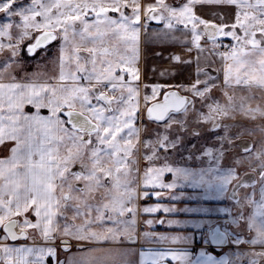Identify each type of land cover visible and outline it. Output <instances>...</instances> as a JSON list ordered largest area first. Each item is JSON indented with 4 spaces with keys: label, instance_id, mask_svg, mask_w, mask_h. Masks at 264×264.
Returning a JSON list of instances; mask_svg holds the SVG:
<instances>
[{
    "label": "snow or ice",
    "instance_id": "snow-or-ice-1",
    "mask_svg": "<svg viewBox=\"0 0 264 264\" xmlns=\"http://www.w3.org/2000/svg\"><path fill=\"white\" fill-rule=\"evenodd\" d=\"M128 2L129 0H31L25 4L23 0H0V13L6 14L8 18H20L22 24H16L15 27H22L21 36L28 35L30 28L52 29L37 38L36 43L29 47V53L40 47L42 42L57 39V35L53 34L57 29L62 41L58 57L59 73L55 77V83L0 82V144L13 141L15 145L10 150L9 158L0 159V213H2L0 225L13 240L17 238L12 231L16 221L12 220L11 216L29 208L35 210L37 223L32 224L31 221L25 220L23 225L42 229L45 239L54 231L57 218L64 216L67 220L65 212L71 209L72 218L80 219L81 224L77 226L65 223L64 234H72L77 239H115L116 234L121 232L120 228L115 230L108 228L104 234L90 231L93 224L111 221L117 225H126L122 235L129 241L133 240L132 230L137 209L129 207L133 202L131 185L134 183V179L131 178L133 169L130 165L134 162L133 155L141 141L140 130L133 123L138 114L139 91L130 81L133 77L139 78L138 69H134L133 64L138 51L140 27L133 23V18L135 21L140 20L142 6L138 0H130L135 6L132 8V16L129 17L123 12ZM198 4L236 6L235 23L231 27L235 29L239 26L243 35L225 31L224 25L215 26L216 32L232 36L237 42L230 52L220 54L226 61L231 60L224 68V84L228 86L234 81L237 86L243 85L249 89L255 86L264 90V0H187L178 8L169 6L164 0H156V6H143L144 15L151 14L152 19L166 21L165 28L169 30L175 27L173 21L183 24L185 28H187L185 22H191L192 43L199 47L197 41L201 33L198 25L207 28L210 22L200 19L193 13V7ZM110 9L120 11L118 20L107 15ZM89 12H93L96 19L89 21L87 19ZM37 17H43L44 22H38ZM13 26L11 22L0 26V36L7 35L8 29ZM156 38L167 40L169 32L157 33ZM209 39L214 37L209 35ZM15 54L14 49L13 55ZM126 75L129 77L128 80L125 79ZM200 83L196 81L190 89L193 97H199L202 106L208 110L207 113L198 112V118L212 123L211 131L224 128V135L218 137L222 144L232 143L231 136L240 133H230V127L235 125H222L220 119L238 113L251 119H255L257 115L264 118V107L259 104L256 107L247 106L253 99L250 95L237 98L235 94L229 95L225 92L227 99L224 104L218 101L203 104L204 100L211 97L205 96L207 86L204 91L197 87ZM152 87L153 97L145 96L143 98L145 105L156 96L160 86ZM108 92L113 95H108ZM26 105H31L36 111L28 113L25 110ZM45 108L49 111L48 116L40 114V110ZM146 110L150 118L154 116L156 121L164 122L166 130L174 125L186 126V119L177 120L175 114L182 113L186 118L189 112L198 111L194 99L177 97L175 93H165L163 102L157 101ZM61 113L66 119L61 117ZM258 130L264 133V127H259ZM242 131L250 133L254 129ZM142 142L145 148L151 150L152 155L146 157L149 160L159 158V149H175L182 143L179 137L171 140L168 135L159 132L155 140ZM243 152L250 168L252 164H256L251 171L259 172L258 180L251 182L241 180L235 169H222L217 157H213L215 166L207 170L194 172L187 168H174L165 163L160 168H148L144 178L147 181L154 174L159 180L165 172H169L173 174V182H161L158 185L161 189H173L178 186L202 189L200 195L189 198L211 200L225 196L235 177L238 182L230 198L238 205V214L232 217L230 210L224 208L216 209V212L229 213L230 218L224 221L225 225L245 222L250 230L255 231V236L250 240L242 241L236 237L232 239V243L247 242L251 245L264 246V143H261L259 148L255 144L249 145ZM205 154L213 156L211 149L206 150ZM77 163L81 170L72 171V166ZM209 173L212 174L211 178L206 179ZM257 186L258 199L253 198L256 195L255 191L252 194L245 193L242 197L238 194L241 188L255 189ZM155 195L160 197L162 193L157 192ZM168 198L182 199L184 193L169 194ZM245 205L253 207L251 215H245L243 211ZM159 210L161 206L156 205L140 211L155 213ZM162 210L165 213L210 212L204 207L177 209L164 206ZM125 213L131 214L133 219L117 218L124 217ZM146 223L151 224L152 221ZM185 223L196 229L207 225L205 243L221 245L233 235L226 227L222 231L219 224L210 219L189 220ZM176 239L178 238L173 237V242ZM33 251L31 248H13L0 244V253L3 254L0 259L4 260V264H29V261L23 258V254H30ZM38 251L42 253L44 250ZM52 251L48 250L49 253ZM169 251H173V259L181 261L188 259L186 252L177 255L174 250ZM13 253L19 259H12ZM143 255L141 253L142 257ZM236 255L237 259L241 256L240 253ZM246 255L249 257L248 264H261L264 260V251ZM96 259L82 258L80 264H92ZM109 259H112V264H119L111 257L99 258L100 264H107ZM31 264H43L42 257ZM192 264L232 262L227 257L217 260L201 251Z\"/></svg>",
    "mask_w": 264,
    "mask_h": 264
},
{
    "label": "rangeland",
    "instance_id": "rangeland-1",
    "mask_svg": "<svg viewBox=\"0 0 264 264\" xmlns=\"http://www.w3.org/2000/svg\"><path fill=\"white\" fill-rule=\"evenodd\" d=\"M25 4L31 2V0H23ZM107 6V5H106ZM147 6V5H144ZM55 11V9L53 10ZM144 11V7H141L140 12ZM126 15L127 13L123 11ZM108 16L112 17L113 19L120 18V11H112L111 9L107 13ZM119 15V16H118ZM87 19L92 21L96 19L95 14L93 12H89L87 14ZM37 21L43 23V17H37ZM13 23V27L8 29V34L0 36V82L8 83V82H16V83H25L27 81L32 80H48V82L55 83V77L58 76L59 73V60L58 57L60 55V46H61V39L59 38V30L57 29L56 32L58 34L57 39L54 42L47 45L44 48L39 49L35 54L29 55L26 50V45L32 41H34L36 35L41 32L42 30L51 29V28H30L28 29V35L21 36V32L23 31L22 27L17 28L15 27L16 24H22L19 17H11L8 18L6 14L0 13V26L5 23ZM140 21H138L139 24ZM142 23H149L148 19L142 20ZM235 32V30H234ZM237 35H243L235 32ZM257 38L259 36L257 35ZM140 40V36H139ZM223 47V53L230 52L232 46L235 45L237 42L233 39L232 36H227L220 40ZM11 45V47H9ZM15 49L16 54L13 55V50ZM138 51L136 52L137 55ZM131 51L129 55H131ZM222 62H219L215 65L214 69L216 72H209L205 69L200 71L202 73V78H194L192 74L189 76V72L183 73L186 78L184 84L180 87V90H183L187 94L190 95L191 99L195 100V108L198 110L197 112H189L188 116L185 118L182 113H177L176 119L177 120H184L186 119L187 123L185 127H181L179 125H174L172 128L165 129L164 122H155L150 120H145V102L144 97H153L152 94L149 95H142L140 94V90L146 93L150 92V89H145L143 86H134L138 88L139 97H138V114L134 119L133 123L137 129L140 130V141L138 143V147L134 152L133 156L138 157L137 161L140 158L148 164H153V166H149L148 168H160L165 163L169 166L174 168H187L194 172H199L201 169L207 170L210 167H214L213 157H217L219 160V165L222 169L227 170L229 168H233L236 171V174H239L243 169L250 168L249 162L245 159L246 154L243 153L240 146L239 140H247V142H251L255 144L257 148L260 147L261 143H264V133H261L258 129L259 127H264V118L260 117L259 115L256 116L255 119H251L243 114H235L228 118L220 119V123L222 125L234 126L230 127V133H240L238 135H232L231 140L232 143H221L218 137L224 135V128H219L215 131H209L207 127H213V124L203 119L198 118V112L207 113V108L202 106V101L199 97H193V93L191 92V86L196 83V81H200L201 83L197 85V87L204 91L205 87L207 86L208 91L205 92L206 97H211V99H206L203 101V104L212 103L213 101H218L221 104L226 102L227 97L225 96V92L229 95L235 94L237 98L240 96H252L253 99L248 102L247 106L256 107L258 104L261 107H264V90H261L255 86L249 89L247 86H237L233 81L231 85L226 86L224 84V68L226 64L231 63V60H225L222 58ZM224 62V63H223ZM183 76V75H182ZM207 82V84H205ZM85 84L87 82H84ZM151 100V99H150ZM149 100V101H150ZM95 103V101H94ZM61 115V114H60ZM62 118H64L61 115ZM243 129H254L252 132H244ZM197 130V132H194ZM164 133L169 136L171 140H175L179 137L182 141L180 145H178L175 149H159L158 150V157L159 158H152L151 160L147 159L146 157H150L152 155L151 150L144 147L142 141H153L156 138L157 133ZM193 133H199V135H193ZM135 142V141H134ZM211 149L213 156L206 155V150ZM222 153V154H221ZM145 158V159H143ZM164 159V164H160L159 166L156 165L157 161ZM163 161V160H162ZM237 161H243L242 163H238ZM256 164H252L251 168H255ZM146 170H143V177ZM258 172V171H257ZM166 173V177L170 178L165 179L164 175ZM159 180L155 178V175H151L147 181L144 183L147 185L157 186L163 183L173 182V174L169 172H165ZM259 173V172H258ZM140 173H137L136 170H133V176L131 177L134 179V183L131 185L132 189L137 186L138 180L140 179ZM219 174V173H217ZM211 173L206 175V179L211 177ZM172 176V178H171ZM235 178V177H234ZM233 178V180H234ZM179 183V182H178ZM187 187V186H183ZM233 184L229 187L228 192L231 191ZM188 188V187H187ZM253 188H241V192L251 194L253 193ZM199 191V192H197ZM197 193H202V189H197ZM258 190L255 191L256 195L253 197L254 199L258 198ZM199 194V195H200ZM188 194H186L187 196ZM216 200V199H213ZM148 201H152V198L148 199ZM228 208L230 210L231 216L234 217L238 214V205L236 202L231 200L228 201ZM156 205L161 204H148V207H153ZM130 206V205H129ZM183 208V207H182ZM181 209V208H179ZM234 209V210H233ZM215 211V207H213ZM253 207L245 205L243 211L246 216L251 215L253 212ZM222 214V213H216ZM214 213V215H216ZM223 216H218V219L222 218ZM118 219H133L132 215L124 216V217H117ZM230 215L228 214L227 217H224L222 220L211 219V217H207L206 219H210L216 221L219 226L222 228H227L230 233H232V237L229 239V245H232V239L239 237L241 240L246 239L247 237L252 238L255 236V231L250 230L247 227L245 222H239L238 224H228L225 225L224 221L228 220ZM135 219V218H134ZM77 223L75 225H80L81 220L77 219ZM148 220H143L141 226L145 229L147 227L146 223ZM155 223L157 221V216L154 215ZM153 223V222H152ZM107 225H114L113 229L120 228L121 232L117 233L120 237L113 239H107L109 243H105L102 239H95V238H88V239H77L74 235L68 234L72 240H77L78 245H74L73 248L69 250L63 249V247H59L58 253V261L63 259L62 264H80L82 258H97L92 262V264H100L99 258L111 257L114 258L115 261L119 262V264H158L162 260H167L170 264H192L193 261L197 260V257L200 255L201 251L206 254L211 253L210 242L205 243L206 234L208 231V226L204 225L200 230L195 231L194 237L192 233L189 234L190 231L185 232L184 234L177 233L173 235L172 231L164 230V229H155L159 233H152L148 231L147 233H143L141 236V241L136 245L135 242H129L126 240V236L122 235L123 229L126 225H117L111 221H106L104 224H97L104 226ZM140 223L135 219V225L138 226ZM94 225H92L90 231H94ZM169 225V224H166ZM189 226L190 224H185L184 226ZM191 226V225H190ZM215 226V225H214ZM224 230V229H223ZM116 234V235H117ZM147 234V235H145ZM161 237H167L168 239H161ZM176 237L178 239L173 242L172 238ZM69 239V238H68ZM84 241L85 243H82ZM183 241L181 243H178ZM234 244V243H233ZM237 244L233 246H229L226 250L229 251L230 257L233 260L234 264H239L240 259H233L234 255L237 254V251H241V248H237ZM127 246V247H124ZM227 246V245H225ZM235 247V248H234ZM248 248L244 249V253H251V252H260L264 251V246L261 245H251L248 243ZM214 251L217 252V248L213 246ZM234 249V251H232ZM175 254H179L181 252H186L188 254L187 261H181L178 259H173V251ZM213 252V251H212ZM143 253V257L141 256ZM161 254H163L161 256ZM229 257V258H230ZM107 264H112V259L107 261ZM243 264V263H242Z\"/></svg>",
    "mask_w": 264,
    "mask_h": 264
},
{
    "label": "crops",
    "instance_id": "crops-1",
    "mask_svg": "<svg viewBox=\"0 0 264 264\" xmlns=\"http://www.w3.org/2000/svg\"><path fill=\"white\" fill-rule=\"evenodd\" d=\"M166 4L172 7H181L187 0H176L171 2L170 0H164ZM170 2V3H167ZM138 3L141 6L144 5H153L156 6V0H138ZM133 5L130 0L125 7L127 9V16H132V8ZM124 9V8H123ZM237 8L234 4H198L193 7V13L200 17L202 20L209 21V25L214 27V34L211 36L214 39H209L210 34H206L202 27L204 25H198V29L201 33L200 39L197 41L199 47H196L192 43V34H191V22L186 21L187 28L184 27L183 24H179L173 21L175 27L171 30L165 28L164 21L162 24L156 25L151 23H141L135 21L133 18V23H136L140 27V40L138 44V53L136 55V60L133 64L134 69H138V80L142 83H147L148 85H159L162 87H177L184 84L186 78H184L185 72H189V76L192 74L194 78H202L203 75L200 73L203 69L209 72H216L214 69L215 65L219 62H222L223 47L220 40L226 38V35H222L215 30V26L224 25L225 31H234L242 34V30L237 26V28L232 29L231 25L235 23ZM144 14L140 12V21L141 16ZM243 19V16H241ZM169 32V38L167 40H160L156 38L157 33ZM259 36V34H258ZM224 63V62H223ZM191 73V74H190ZM183 75V76H182ZM127 76V75H126ZM132 79H136L133 77ZM36 82V83H51L48 80H32L27 81ZM25 110L28 113H33L36 111L31 105H26ZM40 114L43 116H48V109H41ZM13 141H5L3 144H0V159H7L11 156V148L14 147ZM153 167V166H152ZM140 179L138 180L137 186L134 187L133 190V202L129 207H134L137 209L135 214V219L140 223L138 226L132 230V236L136 237V245L141 241V236L143 233H147L148 231L152 233H159L155 229H164L172 231L173 235L177 233L184 234L186 231H190L189 234L192 233L193 238L194 232L200 229H196L192 226H184L187 224L185 221L189 220H201L206 219L207 217H211V219H215L218 212L213 210L224 208L229 209L228 204L225 202L219 203L221 200H204V199H190L189 197L198 196L200 193H197V189L185 188V187H176L173 189H161L160 187H156L153 185H147L144 183L143 171L139 174ZM170 181H168L169 183ZM132 188V187H131ZM197 191V192H196ZM161 192L162 195L157 197L155 193ZM184 193V198L178 200L169 199V194L180 195V193ZM144 193H149V195H144ZM186 194H188L186 196ZM152 198V201H148V199ZM161 204V210L155 213H143L140 211L141 209L148 207V204ZM175 207L177 209L190 207H204L210 210L209 214L203 213H188L183 211H176L172 213H165L162 210V207ZM183 207V208H182ZM15 211V210H13ZM53 211H56L53 209ZM214 213L216 215H214ZM2 214V213H0ZM226 215L225 213H222ZM229 214V213H228ZM131 215L129 213H125V216ZM154 215L157 216V221H154ZM65 216L58 217L56 224L54 226V231L49 235L48 239H45L42 234V229H35L32 227H27L23 225L25 220L31 221L32 224H36L38 217L35 214V210L33 208H29L27 211H22L18 214H14L11 216V219H16L18 221L19 228L25 230L27 233L26 240H17L11 241L7 238L6 234L2 229V225H0V244H6L13 248H23V249H34L32 253H24L23 258L29 261L31 264L32 261L37 260L42 257L43 264H62V260L58 261V253H59V245L57 244V240L62 238H69L71 242V248L74 245H78L77 240H72L68 234H64L63 226L65 223L72 225L77 223V219H73V213L71 209L66 210ZM152 221L153 223L147 224V227L144 229L141 226L143 220ZM160 221H164L160 223ZM168 221H179L180 223L169 224ZM169 224V225H166ZM114 225L104 226L95 224L94 231L104 234L106 229L112 228ZM120 237L118 234L116 235ZM125 237V235H124ZM105 243H109L105 241V239L101 238ZM111 239V238H109ZM230 239V238H229ZM229 239L227 246H223L221 249L216 250L217 252L211 250L212 256L219 260L221 257H227L229 261L233 263V260L230 257L229 251L226 250L229 245ZM251 238L247 237L246 239H242V241H248ZM126 240L129 241L126 237ZM140 240V241H139ZM134 240H131V242ZM85 243L84 241H81ZM130 242V241H129ZM180 241L178 243H181ZM234 244L232 243L231 246ZM230 246V247H231ZM247 242H242L237 244L235 247L241 248V251H237L240 253L239 264H248L249 257L244 253V249L248 248ZM70 247V246H69ZM127 247V246H124ZM234 247V248H235ZM70 248V249H71ZM43 249L44 251L41 253L38 250ZM53 250L52 253H49L48 250ZM234 251V249L232 250ZM3 254L0 253V256ZM230 257V258H229ZM12 259H19L15 253L12 254ZM234 260H237V255H234ZM0 264H4V260L0 259Z\"/></svg>",
    "mask_w": 264,
    "mask_h": 264
},
{
    "label": "flooded vegetation",
    "instance_id": "flooded-vegetation-1",
    "mask_svg": "<svg viewBox=\"0 0 264 264\" xmlns=\"http://www.w3.org/2000/svg\"><path fill=\"white\" fill-rule=\"evenodd\" d=\"M171 2H174V1H176V0H170ZM167 3H170V2H167ZM123 11H125L126 13H127V9L126 8H124L123 9ZM127 15V14H126ZM119 16V15H118ZM145 19H148L149 20V23H151V24H156V25H159V24H162L163 22H164V20H161L160 19V21L159 22H155L152 18H150V14H149V16H145L144 14L141 16V21L142 20H145ZM140 21V20H139ZM140 21V22H141ZM142 23V22H141ZM202 30L206 33V31L204 30V28L202 27ZM207 34V33H206ZM55 41V40H54ZM53 41V42H54ZM52 43V42H51ZM50 43V44H51ZM49 45V44H48ZM125 79L126 80H128L129 79V77L128 76H125ZM131 84H132V86H139V85H141V86H143V88H145V89H150V92L149 93H146V92H144L143 91V89H142V91L140 90V94H144V95H149V94H152L153 95V85H148L147 83H142V82H140L138 79H132L131 78ZM181 89V87H179V86H177V87H173V86H169V87H162V86H160L159 87V89L157 90V93H156V96L153 98V99H151L150 101H148V104L145 106V120H150V121H155V122H160V121H156L154 118H150L149 116H148V114L146 113V109H147V107H148V105L149 104H151L152 102H154V101H157V100H161L162 99V97H163V95L167 92V91H169V90H177L178 92H180V93H182V94H185V95H187L190 99H191V97H190V95L189 94H187L186 92H184L183 90H180ZM101 90H104V89H101ZM104 91H106V90H104ZM108 95H113V93H111V92H108L107 93ZM63 116V115H62ZM64 117V116H63ZM64 119H66V117H64ZM213 128V127H212ZM211 127H207V129L209 130V131H211L210 129H212ZM194 132H197V130H194ZM240 141V146H241V151L243 152V149L245 148V147H247V146H249V145H251V142H247V140H239ZM244 153V152H243ZM137 159H138V157H136V156H133V163L130 165V167L133 169V170H136L137 171V173H141L143 170H147L148 169V167L149 166H154L155 167V165H153V164H148V162H146L145 163V161H143L141 158H140V160H138L137 161ZM143 159H145V158H143ZM163 160V161H162ZM162 160H160V161H157V163H156V165L157 166H159L160 164H164V159H162ZM81 169H80V165H79V163H77V164H75V165H73L72 166V171H80ZM238 176H239V178L241 179V180H243V181H248V182H251L252 180H258V178H259V173L258 172H256V173H253L252 171H251V168H246V169H243L239 174H238ZM164 177H165V179H169L170 180V178H167L166 177V173H165V175H164ZM171 178H172V176H171ZM211 178V177H210ZM238 181L236 180V178H234V180H232V184H233V187H232V189H231V191H229L225 196H222L221 198H219L218 200H221L219 203H221V202H223V203H228V201H230V196H231V193H232V190H233V188L235 187V184L237 183ZM78 186H82V184H78ZM157 187V186H156ZM158 188V187H157ZM185 188H187V187H185ZM251 188V187H250ZM245 189V188H244ZM248 189V188H247ZM256 190H258V186L255 188V189H253L252 191H256ZM243 193L244 192H241V189H239V195L242 197L243 196ZM252 194V193H251ZM254 197V196H253ZM258 199V198H257ZM231 200H233V199H231ZM216 201H217V199H216ZM233 201H235V200H233ZM234 210V209H233ZM227 215H228V212H226V215H224V214H220V215H217V217L214 219V220H216V219H218V216H223L222 218H220V219H218V221L219 220H222L224 217H227ZM17 224H18V221H17ZM221 227V226H220ZM18 228H19V225H18ZM2 229H3V226H2ZM221 229L223 230L224 228H222L221 227ZM4 231V230H3ZM5 233V232H4ZM6 234V233H5ZM27 234V233H26ZM7 236V235H6ZM28 236V235H27ZM27 236H26V238H24V239H18V240H26L27 239ZM8 238V237H7ZM9 239V238H8ZM10 240V239H9ZM64 240H67V241H64ZM12 241V240H11ZM15 241H17V240H15ZM136 241V240H135ZM135 241H133V242H135ZM136 243V242H135ZM57 244L59 245V247H63V249H65V250H69L72 246V244H71V242H70V239H68V238H62V239H59V240H57ZM137 245H138V243H137ZM70 246V247H69ZM209 246H210V249L212 250V251H214V248H213V246L212 245H210L209 244ZM62 262H63V259H62Z\"/></svg>",
    "mask_w": 264,
    "mask_h": 264
},
{
    "label": "water",
    "instance_id": "water-1",
    "mask_svg": "<svg viewBox=\"0 0 264 264\" xmlns=\"http://www.w3.org/2000/svg\"><path fill=\"white\" fill-rule=\"evenodd\" d=\"M150 16H151V14H150ZM153 20H154L155 22H159V21H160V19H153ZM203 28H204V30L206 31L207 34H210V35L214 34V27H213V26H210V25H209L207 28H205V26H203ZM46 31H52V29L42 30L41 32H39V33L36 35L34 41H32V42H30V43H28V44L26 45V50H27V53H28L29 55H33V54H35L39 49L46 47L48 44H50L51 42L54 41V40H51V41H49V42H47V43H43V42H42V44H41L40 47L36 48V49L34 50V52L29 53V51H28L29 47H30L31 45H34V44L36 43L37 38L40 37V36H42V35L44 34V32H46ZM53 34L58 36L57 32H54ZM166 93H169V94H171V93H175L177 97H186V98H189L187 95L182 94V93H180V92H178L177 90H174V89H173V90H169V91H167ZM170 99H171V95H170ZM163 100H164V95H163V97H162L161 100H157V101H159V102H163ZM157 101L152 102V103L149 104L148 106H151L153 103H155V102H157ZM146 113H147V110H146ZM61 115H63V113H61ZM151 118H154V116L151 117ZM12 220L16 221V226L12 229V231L16 234V237H17L15 240L26 238L27 234H26L25 230H23V229H21V228H18V224H17V220H16V219H12ZM3 230H4V232L6 233L7 237H8L10 240L15 241V240L11 239V238L8 236V233L6 232V230L4 229V227H3ZM221 230H222V229H221ZM222 231H223V230H222ZM22 232H23V234H21ZM133 240H134V241L136 240V237H135L134 235H133ZM64 241H67V240H64ZM211 244H212V243H211ZM227 244H228V240H227L225 243L221 244V245H214V244H212V246H215V248H217V249H221L223 246H225V245H227ZM158 264H170V262L167 261V260H162V261H160ZM261 264H264V260L261 261Z\"/></svg>",
    "mask_w": 264,
    "mask_h": 264
},
{
    "label": "bare ground",
    "instance_id": "bare-ground-1",
    "mask_svg": "<svg viewBox=\"0 0 264 264\" xmlns=\"http://www.w3.org/2000/svg\"><path fill=\"white\" fill-rule=\"evenodd\" d=\"M246 181V180H245ZM131 242V241H130ZM133 242V241H132Z\"/></svg>",
    "mask_w": 264,
    "mask_h": 264
}]
</instances>
